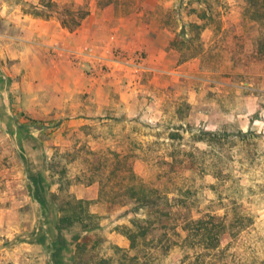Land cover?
<instances>
[{"label":"rangeland","instance_id":"obj_1","mask_svg":"<svg viewBox=\"0 0 264 264\" xmlns=\"http://www.w3.org/2000/svg\"><path fill=\"white\" fill-rule=\"evenodd\" d=\"M45 163L51 192L103 217L82 252L55 228ZM137 182L179 211L133 249ZM225 212L217 248L187 226ZM116 247L140 264H264V0H0V264H117Z\"/></svg>","mask_w":264,"mask_h":264},{"label":"trees","instance_id":"obj_2","mask_svg":"<svg viewBox=\"0 0 264 264\" xmlns=\"http://www.w3.org/2000/svg\"><path fill=\"white\" fill-rule=\"evenodd\" d=\"M199 17H207L206 12L203 11L202 15ZM14 112L18 118L25 119L29 122L30 125H37L39 123L37 120L27 116L22 110H15ZM41 124H46L45 122H40ZM206 135H212L210 137L216 138L217 136H223V139L229 136V133L215 134L213 132H203ZM241 141H245L247 137H256L257 134L252 133L251 131L238 130L235 133ZM48 165L45 163L43 166V173L49 179L48 175ZM93 181L91 180L89 184L91 185ZM55 183L49 179V184L47 186L50 190L49 197L52 206L57 212V220L55 228L61 233L69 234L70 243L75 247L77 251H83L87 248V245L90 244L93 239L99 240L97 231L99 230L100 220L103 217L97 213L90 210V206L94 202H90L85 199H77L73 194H67L64 199H60L57 192H51V186ZM60 190H66L67 184L62 181H58ZM60 191V192H62ZM126 191L129 192V197L133 201L130 204H127L126 208L122 211L123 216L131 224V227H123L122 233L127 236L130 241V248H136L140 243L146 241L148 236L154 232L165 229V232L168 229H171L173 225L174 216L178 214V209L170 203L168 198V193L165 191V209L160 207L157 203L153 202L159 197L158 192L153 188H150L147 184L142 182H137L133 185H129L126 188ZM182 197L189 198L188 194L183 193ZM112 211V208H109ZM115 210V209H114ZM207 219L204 220V216L197 220H190L187 226L190 224L198 225L204 224L203 230L204 233L209 234V238L214 241L212 243V248L219 247L221 243V236L226 232L230 231L226 226V221L228 219V212H225L223 215L216 214H207ZM211 224L209 227L208 225ZM80 227L79 234H74L73 230ZM186 227V226H185ZM97 243H94L92 246L95 247ZM116 252H118V263L117 264H140L139 259L136 255H130L128 251L116 247ZM74 254L70 257L68 264L74 262ZM106 262V261H105ZM109 263V261L107 262Z\"/></svg>","mask_w":264,"mask_h":264}]
</instances>
